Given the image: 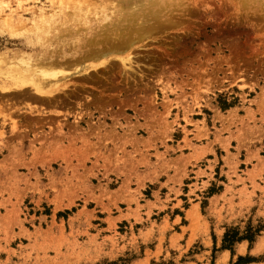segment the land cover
I'll list each match as a JSON object with an SVG mask.
<instances>
[{"label": "rangeland", "instance_id": "rangeland-1", "mask_svg": "<svg viewBox=\"0 0 264 264\" xmlns=\"http://www.w3.org/2000/svg\"><path fill=\"white\" fill-rule=\"evenodd\" d=\"M98 36L0 90V264H264V0H0V53Z\"/></svg>", "mask_w": 264, "mask_h": 264}, {"label": "bare ground", "instance_id": "bare-ground-1", "mask_svg": "<svg viewBox=\"0 0 264 264\" xmlns=\"http://www.w3.org/2000/svg\"><path fill=\"white\" fill-rule=\"evenodd\" d=\"M88 5L86 4V6ZM96 7H92V9L93 8L95 9ZM42 13L43 12H41V14ZM102 39H103L102 36L99 38L83 37L82 39H80V43H78L77 41L69 42L68 40H63L61 43L57 42L55 45H52L50 43L49 44L42 43L39 44L41 51L39 50L40 52L38 51L36 53L34 52L26 53L23 51L16 53L12 51V53L9 54L4 51V53H0V76H1L0 90L1 91L9 90L12 92V91H22L29 88L35 94L34 96H38L39 98L41 97L40 98L41 100L42 98L44 99V97L47 96L48 97H51L52 95L54 96L57 93H59L63 87V86L62 87L59 86V83H57L58 77L60 76L63 77V75H65L68 72V70H66V67H70V65L74 63L72 60L77 59L79 62L81 61V58H89L96 55L101 56L105 54V52L101 50L102 48L100 49L97 48L99 45V41H102ZM72 43L76 45L73 46ZM59 45H61V47L57 48ZM86 45H88L87 46L88 48L86 47L85 50L83 51L78 50V48H84ZM91 46H93L95 49L93 50ZM67 51H69L68 54ZM107 51H109V49ZM33 93H28V94L33 95ZM36 99L38 98L36 97Z\"/></svg>", "mask_w": 264, "mask_h": 264}, {"label": "trees", "instance_id": "trees-1", "mask_svg": "<svg viewBox=\"0 0 264 264\" xmlns=\"http://www.w3.org/2000/svg\"><path fill=\"white\" fill-rule=\"evenodd\" d=\"M219 104L225 108V107H228L229 104L226 102V101H219ZM253 232H251V228L248 227L245 231L244 234L242 235H239V232L237 230H234V229H228L225 233H224V236H223V247L225 248H228V249H231V247L234 245V243L240 241V240H243V239H247L249 240L250 242L253 241ZM239 261H243V262H247L249 261V258H242V257H239Z\"/></svg>", "mask_w": 264, "mask_h": 264}]
</instances>
